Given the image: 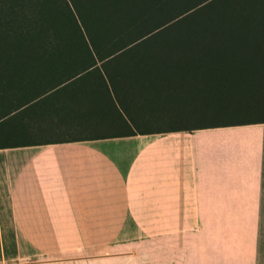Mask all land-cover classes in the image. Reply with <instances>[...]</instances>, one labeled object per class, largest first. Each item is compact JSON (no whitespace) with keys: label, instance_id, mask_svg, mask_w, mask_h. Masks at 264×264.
Listing matches in <instances>:
<instances>
[{"label":"trees","instance_id":"trees-1","mask_svg":"<svg viewBox=\"0 0 264 264\" xmlns=\"http://www.w3.org/2000/svg\"><path fill=\"white\" fill-rule=\"evenodd\" d=\"M264 123V0H0V148Z\"/></svg>","mask_w":264,"mask_h":264},{"label":"crops","instance_id":"crops-1","mask_svg":"<svg viewBox=\"0 0 264 264\" xmlns=\"http://www.w3.org/2000/svg\"><path fill=\"white\" fill-rule=\"evenodd\" d=\"M229 128L0 148V264H250L264 123Z\"/></svg>","mask_w":264,"mask_h":264},{"label":"rangeland","instance_id":"rangeland-1","mask_svg":"<svg viewBox=\"0 0 264 264\" xmlns=\"http://www.w3.org/2000/svg\"><path fill=\"white\" fill-rule=\"evenodd\" d=\"M231 128L212 129V133L221 134V136H228L234 132ZM251 233V254L250 264H264V206L260 207L259 221L250 223Z\"/></svg>","mask_w":264,"mask_h":264}]
</instances>
